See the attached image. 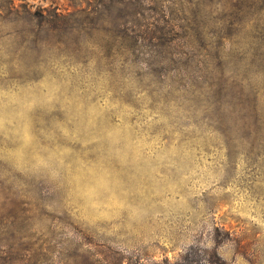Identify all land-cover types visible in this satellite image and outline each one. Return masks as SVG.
<instances>
[{"label": "rangeland", "instance_id": "1", "mask_svg": "<svg viewBox=\"0 0 264 264\" xmlns=\"http://www.w3.org/2000/svg\"><path fill=\"white\" fill-rule=\"evenodd\" d=\"M264 264V0H0V264Z\"/></svg>", "mask_w": 264, "mask_h": 264}, {"label": "trees", "instance_id": "2", "mask_svg": "<svg viewBox=\"0 0 264 264\" xmlns=\"http://www.w3.org/2000/svg\"><path fill=\"white\" fill-rule=\"evenodd\" d=\"M114 1H115V2L117 1V2H118L119 0H114ZM164 263H165V264H169V262H168L167 260H165ZM160 264H163V263H160ZM208 264H213V263L208 262Z\"/></svg>", "mask_w": 264, "mask_h": 264}]
</instances>
